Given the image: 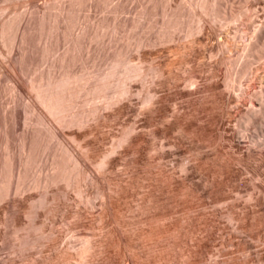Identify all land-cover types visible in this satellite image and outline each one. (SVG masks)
<instances>
[{
  "label": "rangeland",
  "instance_id": "rangeland-1",
  "mask_svg": "<svg viewBox=\"0 0 264 264\" xmlns=\"http://www.w3.org/2000/svg\"><path fill=\"white\" fill-rule=\"evenodd\" d=\"M263 87L264 0H0V264H264Z\"/></svg>",
  "mask_w": 264,
  "mask_h": 264
},
{
  "label": "bare ground",
  "instance_id": "bare-ground-1",
  "mask_svg": "<svg viewBox=\"0 0 264 264\" xmlns=\"http://www.w3.org/2000/svg\"><path fill=\"white\" fill-rule=\"evenodd\" d=\"M192 12V11H191ZM193 15H194V13H193ZM171 16H172V14H171ZM20 17V16H19ZM193 17V16H192ZM199 17V16H198ZM172 20V19H171ZM176 20V19H175ZM174 20V21H175ZM192 21V20H191ZM179 22V21H178ZM194 23V22H193ZM197 23H198V21H197ZM168 26V25H167ZM195 29V28H194ZM189 30H190V28H189ZM189 32V31H188ZM190 32H191V30H190ZM10 45V44H9ZM11 46V45H10ZM138 65V64H137ZM133 70V69H132ZM137 70V69H136ZM127 71V70H126ZM135 72V71H134ZM131 73V72H130ZM126 74H128V73H126ZM134 74V73H133ZM133 74H131V75H133ZM139 74H141V73H139ZM140 76V75H139ZM129 77V76H128ZM134 77V76H133ZM58 78V77H57ZM71 78V77H70ZM42 79V78H41ZM56 79V78H55ZM54 79V80H55ZM128 79V78H127ZM130 80V79H129ZM57 82V81H56ZM65 80H63V81H61L60 83H58L57 82V84H55V81H54V84L55 85H57V86H53V85H51V88L52 87H58V88H60V87H63L64 85H65ZM71 82V81H70ZM38 83V82H37ZM51 84V83H50ZM53 84V83H52ZM41 85V84H40ZM47 85H49V84H47ZM48 87H50V86H48ZM66 87V86H65ZM69 87V86H68ZM37 88V87H36ZM35 88V89H36ZM46 88V87H45ZM53 89V88H52ZM52 89H51V92H52ZM55 89V88H54ZM45 90V89H44ZM49 90V89H48ZM54 91V90H53ZM48 92H50V91H48ZM42 93H44V92H42ZM53 93V92H52ZM51 93V94H52ZM59 93V92H58ZM49 94L50 93H48V96H46V97H42V95H41V93H40V95H41V97H42V101H44L45 102V104L47 105V107H48V109L51 111V112H57V111H59L60 109H63L64 108V104L62 103V99H61V97L59 96V95H56L55 93V95L54 94H52V95H50L49 96ZM259 94V93H258ZM260 96H259V99H261V104L263 105V107H262V109H261V111L260 112H262L263 114H264V87L262 88V91L260 92V94H259ZM38 99H40V98H38ZM254 105V104H253ZM47 109V110H48ZM68 109V108H67ZM259 109V108H258ZM258 109H256L255 108V106L250 110V115H248L249 116V118L248 119H250V121L252 120H254V117H255V114H256V112H257V110ZM64 110V109H63ZM64 111H66V110H64ZM258 112H259V110H258ZM257 114H259V113H257ZM73 115V114H72ZM66 117V116H65ZM70 117V116H69ZM62 118V117H61ZM247 118V117H246ZM249 121V122H250ZM69 122V121H68ZM246 122H248V120L246 121ZM76 166V165H75ZM72 172V171H71ZM67 175V174H66ZM59 178V177H58ZM66 180V179H65ZM4 186H6V185H4ZM6 189V188H5Z\"/></svg>",
  "mask_w": 264,
  "mask_h": 264
}]
</instances>
